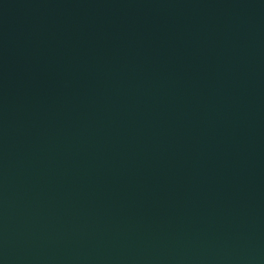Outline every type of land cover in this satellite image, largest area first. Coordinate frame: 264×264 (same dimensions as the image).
I'll list each match as a JSON object with an SVG mask.
<instances>
[{
    "label": "water",
    "instance_id": "obj_1",
    "mask_svg": "<svg viewBox=\"0 0 264 264\" xmlns=\"http://www.w3.org/2000/svg\"><path fill=\"white\" fill-rule=\"evenodd\" d=\"M0 264H264V0H0Z\"/></svg>",
    "mask_w": 264,
    "mask_h": 264
}]
</instances>
